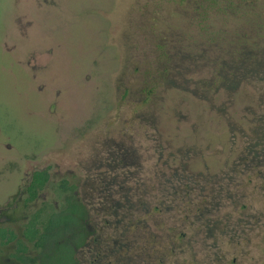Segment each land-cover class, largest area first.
<instances>
[{
  "label": "rangeland",
  "instance_id": "rangeland-1",
  "mask_svg": "<svg viewBox=\"0 0 264 264\" xmlns=\"http://www.w3.org/2000/svg\"><path fill=\"white\" fill-rule=\"evenodd\" d=\"M192 5L0 0V200L48 167L46 202L69 177L94 226L100 211L103 243L133 241L110 264L264 262V154L247 162L264 133V67L202 87L243 65L239 34L248 20L264 34V0L220 3L206 21ZM200 184L218 233L189 223L200 198L186 190Z\"/></svg>",
  "mask_w": 264,
  "mask_h": 264
},
{
  "label": "flooded vegetation",
  "instance_id": "flooded-vegetation-1",
  "mask_svg": "<svg viewBox=\"0 0 264 264\" xmlns=\"http://www.w3.org/2000/svg\"><path fill=\"white\" fill-rule=\"evenodd\" d=\"M42 169H47L49 178L41 188H36L34 195L28 191L32 172L27 179L24 192L11 193L0 200V264H110L114 254L122 250L132 251L135 248L131 244L132 240L128 247H125L124 243L119 245L103 243L102 218H98L100 211L92 214L96 217L94 226L87 208L81 216L78 215L80 212L72 210V201L83 205L85 203L79 184L71 178H62L55 187L61 196L60 202L53 200L46 202L47 198L41 197V193L51 174L48 167ZM64 180L67 182L65 188L62 187ZM62 212L77 217L78 221L83 223L84 231L74 224L72 230L74 239L71 238L70 232L65 235L68 240L55 241V230L58 228L53 219L48 238L40 239L44 223L55 216V213ZM125 258L120 256L117 261L122 262ZM144 261L145 264H151L147 259Z\"/></svg>",
  "mask_w": 264,
  "mask_h": 264
},
{
  "label": "trees",
  "instance_id": "trees-1",
  "mask_svg": "<svg viewBox=\"0 0 264 264\" xmlns=\"http://www.w3.org/2000/svg\"><path fill=\"white\" fill-rule=\"evenodd\" d=\"M174 1V0H170ZM186 1V2H192L193 3V8L196 13L199 15V19L202 21H206L211 15H213V12L215 10H221V5L220 3L226 2L229 4L234 5V8L240 7L243 5H246L250 10L252 9L250 7V4H255V0H181V2ZM195 1V2H194ZM197 1V2H196ZM249 4H247V2ZM194 16V15H193ZM246 25V30L244 33L239 34L240 38L244 40V45L246 44V49H241V58L244 60L243 65L238 64H231L229 67V71L227 72V75L224 76L220 72H217L218 74L215 73V79L213 80L212 77L207 78L205 80H202V87L206 90H214L221 84L227 82V78L229 79L228 82L230 83L228 86L233 87L236 86L240 82V75L244 70L248 71L252 75H255V73L261 69L259 66L264 67V60H261V58H257L259 56V53L257 52V49L263 48L264 49V34H259V27H255L253 23H251L249 20ZM256 31V32H254ZM157 46L159 49H162L163 51L161 52V57H164L167 51L166 42L164 41L163 43H158ZM187 53V52H186ZM165 58H168V55L165 56ZM257 61H259L257 63ZM246 67V68H245ZM236 79V80H235ZM264 133H262V142L259 143L260 146H256V144H252L249 147V154H248V163L255 161L259 155L264 154ZM262 146V148H260ZM49 178V173L47 172V169H40V170H35L33 171L31 175V181L29 183V192H32V195L36 193V188H41L46 181ZM199 179H202L201 177L195 178L191 177L190 180L192 182L196 181V183H202ZM67 182L64 180L62 182V187H66ZM175 186V185H174ZM204 187V184H200V186H189L186 190L189 192H193L198 198L195 201V211L196 214L189 218V223L192 225H196L199 227V229L206 230L207 232H220V230L225 226V221L222 218H214L212 219L211 215L206 214V211L210 210L211 205L214 204L213 200L209 197L210 194L204 198L201 199V195L199 194V190H201ZM204 189V188H203ZM174 190V189H173ZM178 189H175V192H177ZM207 192H211V190H206ZM174 192V193H175ZM188 192V193H189ZM191 194V193H190ZM169 199L175 198V194H169ZM231 196L229 195L228 198ZM223 199V198H222ZM199 202H201L199 204ZM175 204L167 208V211H170L171 209H174L176 207V200L174 201ZM219 203V202H217ZM193 207V206H192ZM86 209L85 205L81 203H77L75 201H72V210H75L77 212H80L78 215H83L84 210ZM75 214V213H74ZM54 219L55 221V226H57L58 230H55V236L54 239L55 241L66 239L68 240L65 235L67 233L71 232V238L74 239L73 237V232L72 230L74 229V224L77 225V227L80 228V230L83 232L84 231V226L83 223L78 221L77 217L73 215H66L65 213H55V216L50 217L43 226V231L40 233V239H47L48 234L51 232L52 228V220ZM63 225V226H62ZM70 225V228H69ZM65 229V230H64Z\"/></svg>",
  "mask_w": 264,
  "mask_h": 264
}]
</instances>
